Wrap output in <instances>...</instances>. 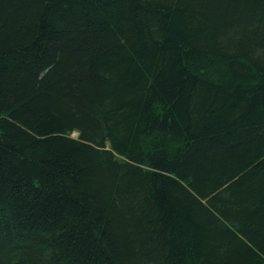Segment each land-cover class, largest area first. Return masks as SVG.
Masks as SVG:
<instances>
[{
    "label": "trees",
    "instance_id": "16d2710c",
    "mask_svg": "<svg viewBox=\"0 0 264 264\" xmlns=\"http://www.w3.org/2000/svg\"><path fill=\"white\" fill-rule=\"evenodd\" d=\"M0 264H264V0H0Z\"/></svg>",
    "mask_w": 264,
    "mask_h": 264
}]
</instances>
